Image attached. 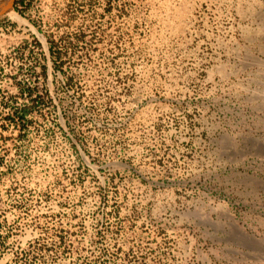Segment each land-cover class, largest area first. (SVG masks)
I'll return each instance as SVG.
<instances>
[{"label": "rangeland", "instance_id": "374dc122", "mask_svg": "<svg viewBox=\"0 0 264 264\" xmlns=\"http://www.w3.org/2000/svg\"><path fill=\"white\" fill-rule=\"evenodd\" d=\"M11 12L0 264H264V0Z\"/></svg>", "mask_w": 264, "mask_h": 264}, {"label": "water", "instance_id": "95a60500", "mask_svg": "<svg viewBox=\"0 0 264 264\" xmlns=\"http://www.w3.org/2000/svg\"><path fill=\"white\" fill-rule=\"evenodd\" d=\"M8 11H13V0H8L7 3L0 8V16L5 15Z\"/></svg>", "mask_w": 264, "mask_h": 264}, {"label": "bare ground", "instance_id": "6f19581e", "mask_svg": "<svg viewBox=\"0 0 264 264\" xmlns=\"http://www.w3.org/2000/svg\"><path fill=\"white\" fill-rule=\"evenodd\" d=\"M7 1H8V0H0V8H1L4 4H6ZM6 14H7V15H10V16L13 17V18L15 17V18H18V19H19V17H18L16 14H14L13 12H11V11H8Z\"/></svg>", "mask_w": 264, "mask_h": 264}, {"label": "trees", "instance_id": "16d2710c", "mask_svg": "<svg viewBox=\"0 0 264 264\" xmlns=\"http://www.w3.org/2000/svg\"><path fill=\"white\" fill-rule=\"evenodd\" d=\"M14 6H15V3H14Z\"/></svg>", "mask_w": 264, "mask_h": 264}]
</instances>
